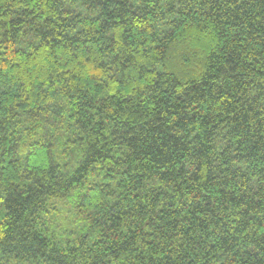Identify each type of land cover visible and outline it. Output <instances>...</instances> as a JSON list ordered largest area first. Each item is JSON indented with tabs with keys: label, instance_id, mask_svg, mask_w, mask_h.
<instances>
[{
	"label": "trees",
	"instance_id": "1",
	"mask_svg": "<svg viewBox=\"0 0 264 264\" xmlns=\"http://www.w3.org/2000/svg\"><path fill=\"white\" fill-rule=\"evenodd\" d=\"M0 264H264V0H0Z\"/></svg>",
	"mask_w": 264,
	"mask_h": 264
}]
</instances>
